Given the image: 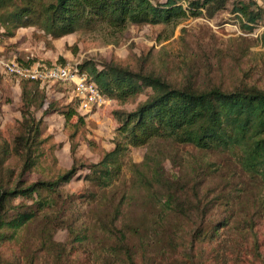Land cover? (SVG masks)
<instances>
[{"label":"rangeland","instance_id":"rangeland-1","mask_svg":"<svg viewBox=\"0 0 264 264\" xmlns=\"http://www.w3.org/2000/svg\"><path fill=\"white\" fill-rule=\"evenodd\" d=\"M179 5L189 10L186 0ZM243 6L259 16L257 23L238 12ZM0 54L26 66L113 62L177 86L192 83L200 90H264V0H227L212 17L205 10L200 16L188 11L175 25H128L119 31L100 26L60 40L36 27L16 29L0 23ZM71 90L69 84L41 85L40 97L47 93V102L72 106L76 115L70 122L58 113L46 116L41 133L45 155L24 177L27 183L69 170L73 145L78 165L98 163L123 140L114 112L135 111L150 95L147 91L126 103L109 99L84 115L71 100ZM63 91L65 97L59 94ZM21 94L19 81L0 71V153L21 132ZM149 154L163 167L164 177L175 175L190 198L198 194V208L186 214L181 206L164 214L144 188L137 189L131 166L144 164L140 169L147 171L153 164ZM236 155L159 142L132 148L122 156L118 178L109 187L75 177L56 195L44 193L50 208L38 212L17 241L3 242L0 264H264V177L245 172ZM19 165L15 156L6 163L15 178ZM153 174L147 171L148 178ZM21 202L27 208L20 211L38 209L33 200L15 204ZM46 225L54 233L51 241L63 247L43 244Z\"/></svg>","mask_w":264,"mask_h":264},{"label":"trees","instance_id":"trees-1","mask_svg":"<svg viewBox=\"0 0 264 264\" xmlns=\"http://www.w3.org/2000/svg\"><path fill=\"white\" fill-rule=\"evenodd\" d=\"M157 1L0 0V10L6 9L0 12V23L16 29L36 27L52 40H59L81 29L94 30L100 26L119 31L128 25H175L188 17V11L193 16H200L205 10L212 17L227 4V0H186L189 6L187 11L183 5H179L182 0ZM238 12L247 16L250 23H257L259 16L251 14L249 7L243 6ZM79 68L89 75L108 99L126 103L150 91L149 98L139 104L135 111L114 112L119 124L117 131L123 140H117L114 150L104 153L98 163L78 165L77 146L73 145L71 154L74 163L69 170L57 173L54 178L27 183L24 177L39 167L45 155L42 150L45 140L41 138V133L46 116L58 113L66 122H70L76 112L72 106L62 107L56 101L47 102V93L43 92L44 95L40 97L39 82L9 76L18 80L22 89V120L21 132L14 138L13 145L2 147L0 153V247L3 242L17 241L36 219L37 213L50 208V204L42 198L44 193L50 197L56 195L62 186L75 177H82L100 188L109 187L118 178L122 156L132 148L153 147L159 142L193 146L203 152H230L237 154L245 172L264 177V90H200L192 83L177 86L162 76L142 70L134 71L113 62L100 65L92 59L82 62ZM40 98L41 102L37 104ZM38 112L42 113L40 117ZM83 119L79 117L80 124H84ZM12 156L19 158L18 178L6 166ZM150 158L153 164L147 166L145 163V166L149 173L155 174L152 178H148L147 171L140 169L144 164L133 163L131 167L137 176V189L144 188L147 196L158 202L159 212L172 213L182 206L188 214L198 208V194L190 198L186 187L177 184L175 175L164 177L163 167L155 162L157 158L147 155V159ZM19 199L33 200L38 209L20 211L27 206L24 202L15 204ZM116 213L117 217L120 216V208L116 209ZM51 229L45 226L43 244L46 247L48 243V247L52 244L63 247L51 241L54 234Z\"/></svg>","mask_w":264,"mask_h":264},{"label":"built area","instance_id":"built-area-1","mask_svg":"<svg viewBox=\"0 0 264 264\" xmlns=\"http://www.w3.org/2000/svg\"><path fill=\"white\" fill-rule=\"evenodd\" d=\"M80 64L67 63L64 66H46L41 63L26 66L15 59L0 54V71L18 80L39 82L42 86L54 83L69 84L78 109L82 114H92L104 107L109 99L90 80L87 73L81 72Z\"/></svg>","mask_w":264,"mask_h":264},{"label":"crops","instance_id":"crops-1","mask_svg":"<svg viewBox=\"0 0 264 264\" xmlns=\"http://www.w3.org/2000/svg\"><path fill=\"white\" fill-rule=\"evenodd\" d=\"M60 40V39H59ZM69 93H70V95H71V100H74V97H73V94H72V90L71 91H69ZM62 97H65V95L67 94V91H63V92H60L59 93ZM59 99V101H63V98H58ZM70 101V100H69ZM75 101V100H74ZM96 115H97V113H95Z\"/></svg>","mask_w":264,"mask_h":264}]
</instances>
